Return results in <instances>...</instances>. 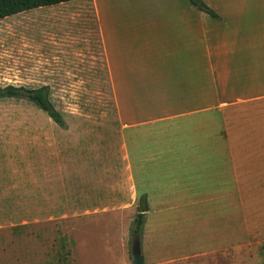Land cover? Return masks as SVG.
<instances>
[{"label": "rangeland", "instance_id": "rangeland-1", "mask_svg": "<svg viewBox=\"0 0 264 264\" xmlns=\"http://www.w3.org/2000/svg\"><path fill=\"white\" fill-rule=\"evenodd\" d=\"M42 8L0 18V87L48 85L66 125L27 100H0V264H133L136 236L144 264H216L206 255L211 228L205 220L226 198L211 196L239 180L243 243L237 264L262 263L264 148L237 150L241 164L251 157L258 162L244 163L240 178L238 165L235 171L230 160L212 154L217 149L195 150L205 153L193 164L191 147L198 144L193 141L264 142V100L233 99L253 85L264 91V53L258 68L228 85L218 79L219 68L211 69L208 111L172 117L185 108L148 101L144 110L152 115L129 126L134 118L122 114L131 106L116 100L101 62L89 53H63L57 45L63 37L52 35L58 31L47 27ZM49 18L55 26L58 14ZM70 25V32L80 27ZM245 31L246 46L262 34L256 27ZM233 151L227 148L226 156ZM144 197L149 211L136 235L133 221ZM246 219L256 221L250 231Z\"/></svg>", "mask_w": 264, "mask_h": 264}, {"label": "crops", "instance_id": "crops-1", "mask_svg": "<svg viewBox=\"0 0 264 264\" xmlns=\"http://www.w3.org/2000/svg\"><path fill=\"white\" fill-rule=\"evenodd\" d=\"M203 1L217 14L216 17L198 9L189 0H71L42 6V9L47 27L58 31L52 35L63 37V41L57 42L58 47H65L63 53H89L92 61L101 62L98 67L106 70L116 100L131 106L122 114L134 118L127 125L136 127L143 123L137 118L152 115L145 113L143 102L174 101L185 108L172 117L208 111L210 107L204 102L210 99L212 68H219L218 79L227 85L233 77L242 79L247 76V70L258 68V55L264 53V0ZM56 13L58 21L53 26L49 15ZM71 23L80 27L70 32ZM252 27L262 30L261 38L248 41L246 46L241 37ZM66 45H71V51ZM257 89L253 85L249 87L251 92L233 99L264 100V91ZM222 102L227 103L226 100ZM233 102L236 105L238 101ZM193 142L200 144L191 147L193 164L196 160L200 165L201 154L205 153L195 150L217 149L219 151L212 154L220 161L230 160L235 171L238 165L240 178L244 163L258 162L251 157V161L241 164V152L237 150L264 148L261 141H235L229 146L221 142L211 146H204V141ZM227 148L235 150L232 157L226 156ZM240 185L241 180L236 181L232 190L218 189L211 196L226 198L225 205L208 210L205 220L211 228L204 237L210 245L206 255L216 264H237L241 257L243 191ZM126 187L128 189L130 183ZM194 213L201 211L193 210ZM248 221L246 219L245 223ZM253 222L244 223V227L250 231L256 224L255 220Z\"/></svg>", "mask_w": 264, "mask_h": 264}, {"label": "trees", "instance_id": "trees-1", "mask_svg": "<svg viewBox=\"0 0 264 264\" xmlns=\"http://www.w3.org/2000/svg\"><path fill=\"white\" fill-rule=\"evenodd\" d=\"M65 1L71 0H0V18H5L33 8L53 5ZM189 2L198 9L205 11L212 16H217V14L213 12V10L203 0H189ZM8 98L27 100L46 112L59 126L65 127L66 125L63 114L56 109L52 101L51 91L48 85L40 87L6 85L4 87H0V100ZM148 210V201L146 197H144L133 221L132 230L134 234H141L145 223L146 211ZM262 249L264 252V245L262 246ZM260 264H264V261Z\"/></svg>", "mask_w": 264, "mask_h": 264}, {"label": "water", "instance_id": "water-1", "mask_svg": "<svg viewBox=\"0 0 264 264\" xmlns=\"http://www.w3.org/2000/svg\"><path fill=\"white\" fill-rule=\"evenodd\" d=\"M132 258H133V264H144V258L142 254L141 242L139 236L133 238Z\"/></svg>", "mask_w": 264, "mask_h": 264}]
</instances>
